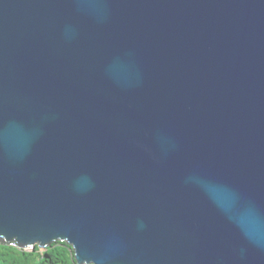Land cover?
<instances>
[{
    "label": "water",
    "instance_id": "obj_1",
    "mask_svg": "<svg viewBox=\"0 0 264 264\" xmlns=\"http://www.w3.org/2000/svg\"><path fill=\"white\" fill-rule=\"evenodd\" d=\"M79 264H264V0H0V243Z\"/></svg>",
    "mask_w": 264,
    "mask_h": 264
},
{
    "label": "trees",
    "instance_id": "obj_2",
    "mask_svg": "<svg viewBox=\"0 0 264 264\" xmlns=\"http://www.w3.org/2000/svg\"><path fill=\"white\" fill-rule=\"evenodd\" d=\"M0 264H79L70 244L57 241L46 248L25 250L15 242L0 243Z\"/></svg>",
    "mask_w": 264,
    "mask_h": 264
}]
</instances>
